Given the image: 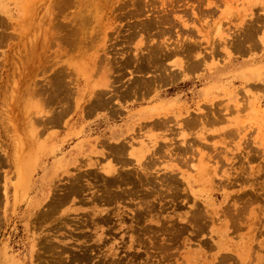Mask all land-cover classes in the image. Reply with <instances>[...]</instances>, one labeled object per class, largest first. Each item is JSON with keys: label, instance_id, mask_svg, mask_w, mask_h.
I'll return each mask as SVG.
<instances>
[{"label": "rangeland", "instance_id": "obj_1", "mask_svg": "<svg viewBox=\"0 0 264 264\" xmlns=\"http://www.w3.org/2000/svg\"><path fill=\"white\" fill-rule=\"evenodd\" d=\"M0 4L14 34L0 45V264H264V0ZM156 46L167 75L148 65ZM99 95L109 109L90 110ZM142 174L161 197L123 194ZM246 201L255 214L235 231L227 211Z\"/></svg>", "mask_w": 264, "mask_h": 264}, {"label": "bare ground", "instance_id": "obj_2", "mask_svg": "<svg viewBox=\"0 0 264 264\" xmlns=\"http://www.w3.org/2000/svg\"><path fill=\"white\" fill-rule=\"evenodd\" d=\"M6 8H7L6 5H4V4L2 5V4H0V9H1V10H2V9H3V10H6ZM0 18H1V17H0ZM2 18H3V17H2ZM3 19H4V18H3ZM3 19L0 20V45H1L4 41H6V39H8L9 36H10V37H11V36L13 37V35H14V34L12 35L11 33H9V34H11V35H8L7 32H6V30L1 29V28H4L3 25H4V20H5V19H4V20H3ZM5 21H6V20H5ZM6 23H7V22H6ZM7 24H8V23H7ZM150 28H151V27H150ZM6 29H10V28H7V27H6ZM142 30H143V29H142ZM145 30H146V29H145ZM80 31H81V30H80ZM10 37H9V38H10ZM262 38H263V36L261 37V39H262ZM14 39H15V38H14ZM250 40H252V35L246 32V34H245V42L247 43V42H249ZM4 44H6V42H5ZM241 45H243V44H242V43H239V44H237L236 48H234V50H235L236 53H241L242 51H244V50L240 49V48H241ZM3 46H4V45H3ZM3 46H2V47H3ZM192 46H193V45H192ZM192 46H191V47H192ZM255 46H256V45H255ZM15 48H16V47H15ZM156 48H157V49H156ZM156 48H155V49H156L157 51H159V54H158L155 50H154V51L157 53L155 56H154L155 53H154V54H151V53H150V59H151V60H150L149 57H148V60H150V61L148 62V65H149V67H153V68H155V65H156V64H159V66L157 67V68H159L158 71H160V72H161V71H165L166 69H164L163 67H161V66H162V63H161V62H162V58H161V56H163V51H162L161 47L158 49V46H156ZM189 50H192V52H193V48H192V49H189ZM249 50H251V49H248V50H247V51H248L247 53H249ZM11 52H12V50H11ZM188 52H190V51H188ZM191 54H192V53H191ZM151 55H153V56L151 57ZM228 55H229V54H228ZM155 57H157V59H155ZM183 57L186 58V56H183ZM163 58H164V57H163ZM8 59H9V58H8ZM186 59H187V58H186ZM198 60H199V63H198V61L193 62V63H195V65H194L193 67H194V68H197V69H198V67L201 66V65H200V66H197V64H200V63L202 64V63H203V60H201V59H198ZM204 60H205V59H204ZM201 61H202V62H201ZM208 62H209V61H208ZM126 63H127V62H126ZM193 63H190V64H193ZM150 64H151L152 66H151ZM190 64H189V66H190ZM202 65H203V64H202ZM195 66H196V67H195ZM186 67H187V66H186ZM193 67H192L191 69H194ZM161 68H162V70H161ZM188 68H189V67H188ZM139 69H141V68H139ZM139 69H138V70H139ZM155 69H156V68H155ZM184 69H185V65H184ZM197 69H196V71H197ZM200 69H201V68H200ZM138 70H137V71H138ZM186 71H187V68H186ZM192 71H193V70H192ZM138 72H140V71H138ZM141 72H142V71H141ZM141 72H140V73H141ZM145 72H146V70H145ZM165 72H166V71H165ZM165 72H163V73L167 75L168 73H165ZM170 72H171V71H170ZM143 73H144V71H143ZM161 73H162V72H161ZM163 73H162V74H163ZM173 73H174V72H173ZM162 74H161V75H162ZM163 76H164V75H163ZM163 76H162V77H160V76H156V78H157V77H160V78H157V79H160V81H161V78H162V80H163ZM170 76H171V77H174L173 75H170ZM180 76H181V75H180ZM153 78H155V77L153 76ZM153 78H152V80H153ZM164 79L167 80V77H165ZM149 80H151V79H149ZM154 80H156V79H154ZM166 80H165V81H166ZM169 80H170V79H169ZM171 80H172V79H171ZM58 81H59V82H57V83L60 84L63 80L60 81V79H58ZM163 81H164V80H163ZM165 81H164V82H165ZM174 81H176V80H174ZM137 82H138V81H137ZM164 82H163V83H164ZM57 83H56V84H57ZM155 83H157V82H155ZM59 84H57V86H58ZM62 84H63V83H62ZM144 84H145V83H144ZM160 84H161V83H160ZM167 84H168V83H167ZM53 85H54V84H53ZM141 85H142V84H141ZM161 85H162V84H161ZM163 85H165V83H164ZM168 85H169V84H168ZM55 86H56V85H55ZM55 86H54V87H55ZM60 86H61V85H59L57 88L60 89ZM62 86H64V85H62ZM144 86L149 90V88L147 87V85H144ZM144 86H142V87H143L145 90H147ZM153 86H154V85H152V87H153ZM64 87H65V86H64ZM160 87H161V86H160ZM55 88H56V87H55ZM156 88H157V87H156ZM139 90H141V87H140L139 85H136L135 82H133V85L131 86V91L133 92L134 95H136V93L138 92V96L141 97V95H143L144 93H142L141 95H139V93H140ZM156 90H157V89H156ZM53 91H55V90L53 89ZM59 91H60V90H56V91H55V92H57L56 94H58ZM65 91H66V89H65ZM65 91H64V92H65ZM55 92H54V93H55ZM61 92H62V91H61ZM141 92H142V90H141ZM100 93H102V92H100ZM65 94H66V93H65ZM65 94H64V95H65ZM54 95H55V94H54ZM58 95H59V94H58ZM66 95H67V94H66ZM145 95H146V94H144V96H145ZM60 96H61V95H60ZM136 96H137V95H136ZM138 96H137V98H138ZM147 96H148V95H147ZM147 96H145V98H146ZM58 97H59V96H58ZM63 97H64V96H63ZM63 97H62V98H63ZM66 97H67V96H66ZM66 97H65V98H66ZM54 98H55V97H54ZM95 98H96V99H94V100H95L94 104L91 103L92 106H90V108H89L90 110H91V107H92V109H98V108L100 109L101 107H102V108H103V107H104V108L107 107V108L109 109V103H110V100L102 99V96H101V95H99V97H98V96H95ZM106 99H107V98H106ZM54 100H55V99H54ZM57 100H58V99H57ZM60 100H61V99H60ZM94 100H93V101H94ZM64 101H65V103H66V99H65ZM248 102H249V100H248ZM93 107H94V108H93ZM95 107H96V108H95ZM97 107H98V108H97ZM247 107H248V106H247ZM240 108H241V107H240ZM243 108H244V107H243ZM245 108H246V106H245ZM245 108H244V109H245ZM237 110H238V109H237ZM239 110H240V112H241L242 109H239ZM239 110H238V111H239ZM207 112H208V111H207ZM235 112H236V111H235ZM111 113H112V111H111ZM112 115H113V113H112ZM59 116H61V113L58 114L57 117L59 118ZM207 117H208V116H206V118H207ZM58 118H57V120H54V118H52V122L55 121V123H56V121L59 120ZM195 119H196V118H195ZM195 119L191 117V120H192V121H191L190 119H189L190 121H189V120H187V121H188L189 124H194V120H195ZM53 120H54V121H53ZM209 120H210V119H209ZM212 120H213V119H212ZM233 120H234V119H233ZM59 121H60V120H59ZM207 121H208V119H207ZM210 122H212V121H210ZM210 122L208 121V123H210ZM57 123H58V122H57ZM57 123H56V124H57ZM197 123H199V121L197 122V120H196V121H195V125H197ZM185 124H186V123H185ZM187 126H189V125H187ZM152 140H153V139H152ZM115 145H116V144H115ZM109 147H111V146H109ZM109 147H108V148H109ZM127 147H128L127 144H126V146H125L124 143H121L120 146L117 145L116 148H114V147H113V148H112V147L110 148V150L113 151V153L115 152V155H116V156H114V157H117V159H116V163H117L118 165L120 164V167H121L122 165H125V164L127 163V162L124 163L126 159L124 160L125 157L123 158L124 153H125V152H129V151H127V150H130V149H131V148H130V149H127ZM160 147H162V146H160ZM160 147H158V148H159V151H160L161 149L163 150V148L160 149ZM128 148H129V147H128ZM156 148H157V147H156ZM158 148H157V149H158ZM154 150H155V149H154ZM171 150H172V149H171ZM187 150H188V149H185V148H183V149H182V148H181V149L179 148V149H178V155L180 154V155H182V156L184 157L185 153H187ZM157 151H158V150H157ZM173 151L176 152V151H177V148H175ZM17 152H18V150H17ZM17 152H16V153H17ZM155 152H156V151H154V153H155ZM16 153H15V154H16ZM158 153L161 154V151L158 152ZM162 153H164V152H162ZM15 154H14V155H15ZM110 154H111V153H110ZM127 154H128V153H127ZM155 154H156V153H155ZM164 154H165V153H164ZM174 154H175V153H174ZM176 154H177V153H176ZM183 154H184V155H183ZM14 155H13V156H14ZM156 155H157V154H156ZM171 155L174 156L173 154H171ZM159 156H160V155H159ZM162 156H163V155H162ZM14 157H15V156H14ZM127 157H128V156H127ZM127 157H126V158H127ZM160 157H161V156H160ZM114 159H115V158H114ZM127 159H128V158H127ZM175 159H176V158H175ZM14 160H15V159H14ZM16 160H17V159H16ZM128 160H130V159H128ZM138 160H139V159H138ZM176 160H177V159H176ZM184 160H185V159H184ZM114 161H115V160H114ZM126 161H127V160H126ZM174 161H175V160H174ZM180 162H181V161H180ZM16 163H17V162H16ZM176 163H177V162H176ZM121 164H122V165H121ZM129 164H131V163H129ZM129 164H127V165H129ZM127 165H125V166H127ZM182 165H185V164L183 163ZM180 166H181V164H180ZM187 166H188V165H187ZM18 167H19V166H18ZM110 167H111V166H110ZM181 167H182V166H181ZM185 167H186V165H185ZM195 168H196V167H195ZM121 169H122V167H121ZM189 169H190V168H189ZM126 170H128V169H126ZM131 170H132V169H131ZM133 170H134V169H133ZM191 170H193V169H191ZM116 171H117V170H116ZM29 172H30V170H28V169H24L23 173H21L22 178L25 179V180H27V178L29 177V174H30ZM128 172H129V171H128ZM132 172L135 173L134 171H132ZM118 173H119V171H118ZM118 173H117V174H118ZM130 173H131V172H130ZM209 173H210V172L207 171V174H209ZM117 174H116V177L112 178V181H110V186L108 185L107 190L104 189V191H105V193H106V198H105V199L107 200V202H110L111 199H113V197L115 198V196H116L117 199H118L119 196L121 197V194H119V193H121V192H119V193H116V192L113 193L114 191L111 192V189H110V188L113 187L112 185H114V186H116V187L118 188L119 185L123 184L122 182H121V184H119V183H120V181H119V177H120L121 175L118 174V175H119V176H118ZM136 174H138V172H136L135 175H134V174H133V175H134V176H137ZM128 175H130V174L128 173ZM140 175H141V174L139 173L138 177H139ZM123 176H124V175H123ZM125 176H127V174H125ZM207 176H208V175H207ZM80 177H81V176H80ZM129 177H130V176H129ZM129 177H128V178H129ZM141 177H143V180L145 181V182L143 181L144 184L141 183ZM141 177L138 178V181L140 180L139 183H137V182H138V181H137L133 186H131L132 189H131V187H128V188H130L131 190H130V191H128V190H127V191H124L123 194H124V193H125V194H128V195H130L131 197L134 196V198H135V197H140V196H141L140 193H139L140 196H137L138 192H140L139 189H141V187L143 188L144 186H148V188H150V189H149V192L145 190L146 193H144V192L142 191V192L144 193L143 196L145 197V199L148 198V197H149V198H150V197L152 198V197H155V196H156V197L159 198V197L162 196V195L160 194V192L158 191V189L155 187L154 182L152 183L151 180L147 177L146 174H142ZM121 178H122V180H123V177H122V176L120 177V179H121ZM125 178H127V177H125ZM128 178H127V179H128ZM174 178H175V176H174V177H169V178L166 177V180L164 181V183L167 184V185L170 184L171 186H174L175 183H177V181L174 180ZM200 178L202 179L203 176H200ZM72 179H73V178H72ZM77 179H78V177H77ZM201 179H200V182H202ZM76 181H77V180H76ZM79 181H80V180H79ZM118 181H119V182H118ZM117 183H118L119 185H116ZM124 183H125V181H124ZM133 183H134V182H133ZM140 183H141V184H140ZM126 184H127V183H125V186H126ZM177 184H178V183H177ZM179 184H180V183H179ZM179 184H178V185H179ZM143 185H144V186H143ZM167 185H166L165 188H167ZM58 186H59V185H58ZM106 186H107V185H106ZM162 186H163V185H162ZM80 187H81V186H80ZM80 187H79V188H80ZM176 187H179V186H176ZM82 188H84V187H82ZM103 188H104V187H103ZM179 188H180V187H179ZM143 189H144V188H143ZM172 189H173V188H172ZM72 190H74L72 193H77V194H78V192L80 191V190L78 189L77 185H76V187H75L74 189H72ZM82 190L84 191V189H81V191H82ZM169 190H170V189H169ZM81 191H80L79 193H81ZM104 191H103V192H104ZM126 192H127V193H126ZM171 192H172V191H171ZM167 194H168V192H167ZM167 194H166V195H167ZM172 194H174L175 196H177L175 193H172ZM262 194H263V193H262ZM79 195H80V194H79ZM174 195H173V196H174ZM73 196H74V195H73ZM75 196H76V195H75ZM100 196H101V195H100ZM175 196L173 197V199L175 198ZM253 196H254V197H253ZM262 196H263V195H262ZM124 197H125V196H124ZM126 197H128V196H126ZM141 197H142V196H141ZM141 197H140V200H141V201L144 200V199H143L144 197H143V198H141ZM177 197H178V196H177ZM238 197H239V196H238ZM251 197H253L255 201H258V199L260 198V195H258V194H252V196H250V198H251ZM116 198H115V199H116ZM121 198H122V197H121ZM149 198H148V199H149ZM163 198H165V197H163ZM163 198H162V199H163ZM171 198H172V197H170V199H171ZM239 198H240V197H239ZM253 198H251V199H249V200L252 202V201H253V200H252ZM136 199H137V198H136ZM134 200H135V199H134ZM158 200H159V199H158ZM163 200H164V199H163ZM239 200H240V199H239ZM63 201H64V200H63ZM144 201H145V200H144ZM147 201H148V200H147ZM147 201L144 203V205L146 206V208H144L146 212H142V213H145V214H146V213H150V212L153 210V208H154V207L152 206V204H153L154 202H153V203L150 202L151 205L149 206V205H148L149 202H147ZM156 201H157V200H156ZM171 201H172V199H171ZM66 202H67V201H66ZM68 202H69V201H68ZM175 202H176V201H175ZM55 203H56V202H55ZM243 203H244V202H243ZM243 203H242V206H241L240 208H238V207L236 208V207H235V210H231V211L228 210V211H227V213H229V214L232 212L231 215H232V218L234 217V222H233V221H231V222H232V225H233L232 228H233V230H235V231L239 228V226H240V220L243 218L242 216H243L244 214H248V215L251 214V213L255 214V211L249 209V206L251 205L249 202L246 201L244 204H243ZM254 203H255V202H254ZM172 204H173V203H172ZM248 204H250V205H248ZM56 205H57V203H56ZM56 205H55V206H56ZM62 205H63V204H61V206H62ZM193 205H194V204H193ZM193 205H192V206H193ZM52 206H54V205H52ZM58 206H59V204H58ZM151 206H152L151 211H150V208H149V210H147L148 207H151ZM56 207H57V206H56ZM56 207H55V208H56ZM51 208H53V207H51ZM55 208H54V209H55ZM57 208H58V207H57ZM58 209H59V208H58ZM144 209H143V211H144ZM199 209H200V208L198 207V205L195 204V205L192 207V209H191V211H190V213H189L190 217H189V216H188L189 218L187 217V219H189L188 221H190V223H194V225H195V223H197V222H199L200 220L203 219V218L200 219L201 217H205V218H206V216H203L205 213H204V212H201V210L203 211V209H200V211H199ZM231 209H232V208H231ZM174 210H175V209H174ZM204 210H205V209H204ZM48 212H49V211H48ZM139 212H140V211L136 212V214H138ZM41 213H42V212H41ZM45 213H46V212H45ZM202 213H203V214H202ZM42 214H43V213H42ZM140 214H141V213H140ZM174 215H175V214H174ZM43 216H44V215H43ZM141 216H142V215H141ZM141 216H139V217H141ZM146 216H147V215H146ZM141 218H142V217H141ZM205 218H204V220H205ZM41 219H42V218H41ZM257 219H258V218H256V220H255V218H251V219H250L251 222H250V221H247L248 225H253V226H255V225H256L255 222L257 221ZM46 220H49V219H46ZM204 220H203V221H204ZM254 220H255V222H254ZM84 223H85L84 220L78 222V227H77V228L85 227V226L87 225V223H85V224H84ZM196 225H197V224H196ZM198 225L200 226L199 223H198ZM196 228H197V226H196ZM198 228H201V227H198ZM194 229H195V228H194V226H193V231H194ZM255 230H256V229H255ZM82 236H83V235H82ZM82 236H81V237H82ZM81 237H80V238H81ZM80 238H79V239H80ZM42 245H43V244H42ZM89 246H90V245H89ZM89 246H86L85 250H88V247H89ZM91 246H92V245H91ZM44 248H45V247H44ZM44 248H43V249H44ZM89 248H90V247H89ZM91 248H92V247H91ZM95 248H96V247H95ZM47 249H48V248H47ZM44 250H45V249H44ZM90 252H92V251H90ZM164 252H165V251H164ZM83 253H84V252H83ZM79 254H80V253H79ZM88 254H89V253H88ZM88 254H86V257L88 256ZM84 255H85V253L82 254V256H84ZM77 256H78V255H77ZM82 256H81V257H82ZM74 257H75V258H74ZM74 257H72V260H73V261H74V260H76V261H81V260L85 259V258L81 259V257H80V258H76V253H75ZM78 257H79V256H78ZM167 257H168V256H167ZM167 257H166V259H167ZM170 257H171V256H170ZM88 258H90V257H88ZM80 259H81V260H80ZM86 261H87V260H86ZM221 263H222V261H221Z\"/></svg>", "mask_w": 264, "mask_h": 264}]
</instances>
